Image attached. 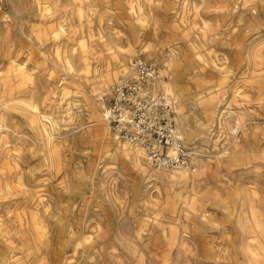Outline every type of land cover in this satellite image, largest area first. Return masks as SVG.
<instances>
[{
  "label": "rangeland",
  "instance_id": "1",
  "mask_svg": "<svg viewBox=\"0 0 264 264\" xmlns=\"http://www.w3.org/2000/svg\"><path fill=\"white\" fill-rule=\"evenodd\" d=\"M4 3L0 264H264V0ZM135 57L171 85L189 167L104 118Z\"/></svg>",
  "mask_w": 264,
  "mask_h": 264
},
{
  "label": "built area",
  "instance_id": "2",
  "mask_svg": "<svg viewBox=\"0 0 264 264\" xmlns=\"http://www.w3.org/2000/svg\"><path fill=\"white\" fill-rule=\"evenodd\" d=\"M4 9V0H0V12ZM157 76L151 63L133 58L126 72L112 84L104 116L114 135L141 146L155 169L184 167L189 164L190 150L183 145V136L172 121L169 98L152 88Z\"/></svg>",
  "mask_w": 264,
  "mask_h": 264
},
{
  "label": "bare ground",
  "instance_id": "3",
  "mask_svg": "<svg viewBox=\"0 0 264 264\" xmlns=\"http://www.w3.org/2000/svg\"><path fill=\"white\" fill-rule=\"evenodd\" d=\"M2 20L3 21H5V20H7V18L6 17H3L2 16ZM1 21V20H0ZM126 69L127 68H125V70H124V72L126 71ZM123 72V73H124ZM152 88H153V90L154 91H161L162 93H164L166 96L168 95V93L172 90V88H171V85H170V83L168 82V81H165L159 74H158V76L153 80V82H152ZM169 96V95H168ZM152 108L155 110V109H157V103H154L153 104V106H152ZM104 118H105V116H104ZM178 127L181 129V127H180V125L178 124ZM118 138V137H117ZM120 139V138H119ZM185 139V138H184ZM117 141H119V140H117ZM124 142H126V143H128L129 145H132L133 146V148H135L136 149V152H138L139 153V155L137 154V153H135V156H137L136 158L138 159V160H140L139 158H140V155H141V153H142V155L144 156V157H146V155H145V152H144V149L141 147V146H139L137 143H134V142H130V141H128V140H123ZM189 141L190 140H187L186 139V142H187V144L188 145H190L191 146V148H192V145H191V143L189 144ZM138 150V151H137ZM137 154V155H136ZM191 155H192V152H190V162H191ZM146 159V158H145ZM147 160V159H146ZM190 162H189V164L187 165V166H184V167H179V168H186V167H189L190 166ZM150 164V163H149ZM164 170H166V169H164ZM175 175H178V176H184L185 175V172H183V173H179V174H176V173H174ZM161 175V174H160ZM160 175H158V176H160ZM172 177V176H171ZM168 178V177H167Z\"/></svg>",
  "mask_w": 264,
  "mask_h": 264
}]
</instances>
